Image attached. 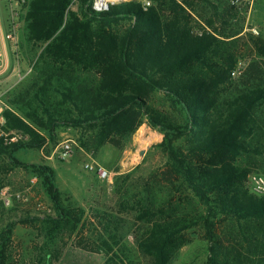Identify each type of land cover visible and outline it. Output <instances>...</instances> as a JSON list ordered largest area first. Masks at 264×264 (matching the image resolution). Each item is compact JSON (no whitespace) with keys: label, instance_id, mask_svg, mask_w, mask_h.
<instances>
[{"label":"trees","instance_id":"trees-1","mask_svg":"<svg viewBox=\"0 0 264 264\" xmlns=\"http://www.w3.org/2000/svg\"><path fill=\"white\" fill-rule=\"evenodd\" d=\"M73 1L27 0L22 9L24 41L40 53L33 79L2 112L0 173L18 168L35 177L53 214L19 223L41 222L50 240L75 235L78 247L103 252L104 264H123L119 223L101 216L106 223L88 236L85 210L64 203L53 168L16 154L43 149L61 127L76 130L86 151L121 150L146 120L162 134L164 164L136 182L123 174L113 182L137 227L141 262L169 264L199 225L207 264H264V194L247 183L252 173L264 175V78L254 62L249 74L232 75L246 45L242 6L228 1L218 11L210 0H148L144 9L132 0L96 13L91 0H76L79 11H71ZM247 37L264 59V38ZM156 95L168 110L153 104ZM18 134L23 139L5 143ZM16 207L15 200L2 207L0 218ZM14 228L9 222L0 229V264H11ZM44 255L46 264L59 257Z\"/></svg>","mask_w":264,"mask_h":264},{"label":"rangeland","instance_id":"rangeland-1","mask_svg":"<svg viewBox=\"0 0 264 264\" xmlns=\"http://www.w3.org/2000/svg\"><path fill=\"white\" fill-rule=\"evenodd\" d=\"M135 1L141 2V0ZM178 1L183 2V0ZM210 1L218 7V11H222L229 0ZM6 3L5 0H0V14L2 18L8 17L9 19V8ZM240 9L238 22L243 25L242 34L243 37L246 36L244 40L246 45H243L240 52V64L237 68H240L241 73L238 76H242L243 73L249 74L246 71L250 63L254 62L258 65L256 74L264 78V59L255 55L247 40V35L250 34L264 38V0H247ZM70 10L79 11V3L76 0L72 2ZM211 12H213L212 8L208 10L207 15ZM23 14L24 10L19 15L15 46L8 42L17 76L15 85L0 92V126L3 124L2 112L9 107L8 101L33 79L34 64L37 55L40 53L39 49H33L24 41V25L21 17ZM252 29L257 30L259 34L251 33ZM153 104L157 108L168 110L167 104L160 95L154 97ZM42 133L48 137L46 132ZM56 133L55 140H48L43 149L20 151L16 154L17 158L25 163H41L53 168L56 185L62 194L64 203L66 205L73 204L85 210L88 222L85 224L84 232L88 236L96 234L94 228L99 226L97 222H105L101 216L107 217L106 221H110V226H114L115 222H118L121 237L119 247H123L122 250L125 249L126 255V258L123 257V264H143L134 241L137 227L133 225L134 219L121 210L120 194L114 191L113 182L118 174L130 175L131 180L136 182V179L147 177L153 170L162 167L165 161L159 148V144L162 142V134L157 129H152L145 120L133 135L124 139L121 150L112 145H107L94 154L79 146L76 130L61 127ZM0 136H4V134L0 132ZM13 136L17 138L16 141L23 139L21 134ZM67 140L73 142L74 149L72 154L63 160L58 157V150L60 145ZM8 141L9 138L5 140V143H12ZM87 164H97L113 173L111 182L100 181L94 172L85 168ZM251 176L264 178V175L260 173L250 174L247 180L248 187H250L249 177ZM34 179L36 178L31 177L28 172L18 168L9 171L6 175L0 173V189L6 188L12 195L21 194V200H16L17 207L15 210L0 218V229L6 223H15L10 263L37 264L38 258L41 257V264H46L44 254L57 251L59 257L57 260H53L52 264H104V253L101 251L92 252L78 247L75 235L70 236L65 233L50 240L46 237V227L41 222L35 224L19 223V219L27 216L43 218L53 214L51 204L43 194L38 181L32 182ZM38 205H41V208L50 209L51 212L46 214L40 210ZM203 235L204 232L199 225L188 230L186 232L187 243L174 255L169 264H207L209 244Z\"/></svg>","mask_w":264,"mask_h":264},{"label":"built area","instance_id":"built-area-1","mask_svg":"<svg viewBox=\"0 0 264 264\" xmlns=\"http://www.w3.org/2000/svg\"><path fill=\"white\" fill-rule=\"evenodd\" d=\"M7 3V6L9 8V19H8V26L5 32V39L15 46L16 44V37H17V31H18V21H19V15L27 4V0H5ZM132 0H91V9L96 13H103L107 12L110 7L114 5H118L125 2H130ZM247 0H229V3L231 6L240 8ZM144 9L148 8L150 6V2L148 0H141ZM251 33L258 35V31L255 29H252L250 31ZM240 64V63H239ZM241 73L240 68L238 67L232 75L234 77L238 76ZM16 137L9 138L8 142H14L16 141ZM74 145L73 142L67 140L64 141L58 150V157L61 159H67L73 152ZM85 168L88 171L94 172L98 179L102 182H111L113 173L108 172L103 167L97 165V164H87L85 165ZM37 179L32 180V182H35ZM249 183L250 187L253 193L261 195L264 194V178L260 176H251L249 177ZM20 201L21 200V194L16 193L12 195L8 189L3 188L0 189V209L2 207L8 209L12 206L13 201ZM39 208H41V205H38ZM41 211L45 212L46 214H49L51 211L50 209L41 208ZM46 210V211H45Z\"/></svg>","mask_w":264,"mask_h":264},{"label":"crops","instance_id":"crops-1","mask_svg":"<svg viewBox=\"0 0 264 264\" xmlns=\"http://www.w3.org/2000/svg\"><path fill=\"white\" fill-rule=\"evenodd\" d=\"M7 20L8 17L2 18L0 14V92L15 85L17 76L10 45L5 39Z\"/></svg>","mask_w":264,"mask_h":264}]
</instances>
